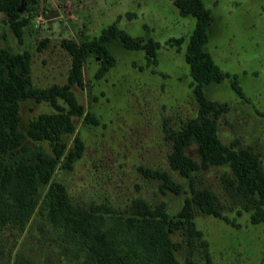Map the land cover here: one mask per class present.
<instances>
[{"label": "rangeland", "instance_id": "374dc122", "mask_svg": "<svg viewBox=\"0 0 264 264\" xmlns=\"http://www.w3.org/2000/svg\"><path fill=\"white\" fill-rule=\"evenodd\" d=\"M176 1L37 0L21 9L28 21L20 37L0 10V44L29 51L31 79L42 87L66 81L71 57L61 46L63 38L80 42L114 24L157 43L156 55L148 56L145 49H129L119 39L111 40L116 61L101 77L95 75L100 57L89 53L83 59V85L73 84L71 90L99 122L74 118L76 130L65 140L72 144L74 134H79L82 154L71 169H57L54 174L80 203L109 202L125 214L134 197L164 201L170 210L182 203L186 193H162L160 180L149 171L166 169L188 186V180L170 167L169 154L171 132L197 115L200 105L186 61L196 18L182 14ZM203 2L212 15L204 48L228 74L204 86L211 99L226 106L217 119L219 136L235 149L258 154L264 169V0ZM52 109L46 101L22 100L21 126ZM43 144L49 148L47 142ZM187 152L198 158L194 144ZM234 176L227 165H212L192 175L196 185L216 194L225 217L195 214L204 243L193 250L182 246L179 257L191 253L201 260L200 252L207 247L214 264H264V222L252 223L249 211L228 192ZM4 237L7 249L22 251L27 264H80L83 257L77 244L67 242L37 213L23 230L6 227ZM173 239L182 240V236L174 234Z\"/></svg>", "mask_w": 264, "mask_h": 264}, {"label": "trees", "instance_id": "16d2710c", "mask_svg": "<svg viewBox=\"0 0 264 264\" xmlns=\"http://www.w3.org/2000/svg\"><path fill=\"white\" fill-rule=\"evenodd\" d=\"M36 2L0 0V10L5 11L7 23L17 36H21L28 21L21 16V9ZM176 4L182 14L190 13L196 18L186 61L200 105L197 115L171 132L169 154L170 167L188 180V186L185 188L166 169L147 168L160 180L158 188L162 193L167 190L186 193L176 210H170L164 201L151 203L142 197L131 200L126 214L109 202L83 204L74 200L66 185L54 177L57 169H71L82 154L83 139L79 134H74L72 144L65 140L66 135L76 130L74 118L83 116L88 124L99 122L71 90L73 84L83 85V59L89 53L98 55L100 64L95 75L101 77L116 61L110 49L111 40L117 38L129 49H145L148 56L156 55V42L135 37L114 24L80 42L63 38L61 46L71 57L66 81L46 87L31 79L29 51H14L0 44V264L28 263L22 251L7 249L4 229L23 230L36 213L44 215L67 242L80 247L83 256L80 264H214L207 247L200 252L201 260L191 253L184 258L177 254L184 245L193 250L204 243L195 225V214L225 217L216 194L196 185L192 177L212 165L232 169L235 176L230 178L228 192L237 196L243 210L249 211L252 223L264 222L261 160L258 154L235 149L221 140L217 119L226 106L211 99L204 90L205 85L220 82L228 75L204 48L211 11L203 0H177ZM27 98L46 101L53 109L29 119L23 128L19 108L20 102ZM193 144L198 158L187 152ZM174 234H180L182 240L173 239Z\"/></svg>", "mask_w": 264, "mask_h": 264}]
</instances>
